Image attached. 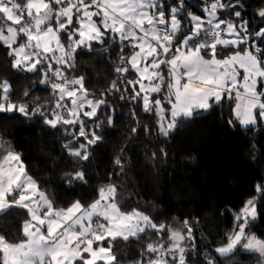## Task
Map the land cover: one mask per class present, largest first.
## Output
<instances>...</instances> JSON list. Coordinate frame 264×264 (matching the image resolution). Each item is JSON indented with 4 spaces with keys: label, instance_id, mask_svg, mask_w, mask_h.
Returning a JSON list of instances; mask_svg holds the SVG:
<instances>
[{
    "label": "snow or ice",
    "instance_id": "obj_1",
    "mask_svg": "<svg viewBox=\"0 0 264 264\" xmlns=\"http://www.w3.org/2000/svg\"><path fill=\"white\" fill-rule=\"evenodd\" d=\"M185 7V0H0V47L11 68L21 75H40L39 83L55 99V109L45 111L40 104L30 109L28 102L15 103L12 84L0 79V114L39 116L50 129H77H64L72 138L62 147L78 167L64 173L63 184L75 188L88 183L85 163L102 141L104 125L114 121L115 108L106 95L121 92V85L156 119L157 139L167 140L226 100L244 129L254 131L264 123V27L250 31L242 0H205L204 17L191 11L185 16ZM224 13L236 19H222ZM256 17L264 24V8ZM96 45L104 52L116 45L120 53L117 79L99 99L89 98L86 77L69 78L63 71L74 70L77 56L97 50ZM126 49L131 50L127 55ZM101 112L106 119H100ZM129 115L135 123L129 140L140 129L151 134L134 110ZM121 153L113 160L119 172L110 173V181L126 171L123 149ZM160 155L166 160L163 148ZM146 158L155 161L157 153ZM119 191V185L109 182L90 203L76 200L58 208L11 143L0 138V264H188L195 251L192 223H157L139 208L126 210ZM255 191L215 255H205L206 264L245 252L264 264V239L251 231L260 215L258 200L264 201V183L256 184ZM21 215L25 219L17 224Z\"/></svg>",
    "mask_w": 264,
    "mask_h": 264
},
{
    "label": "trees",
    "instance_id": "obj_2",
    "mask_svg": "<svg viewBox=\"0 0 264 264\" xmlns=\"http://www.w3.org/2000/svg\"><path fill=\"white\" fill-rule=\"evenodd\" d=\"M171 2L174 4L176 0ZM242 2L245 5L242 9L244 18L252 25L250 31L264 27L256 17L257 10L264 8V0ZM185 4V16L189 11L205 16V0H185ZM221 18L236 19L227 13ZM95 47L97 50L77 56V66L72 75L86 77L89 98L99 99L117 79L114 69L119 65L120 53L116 45L107 52L100 50V45ZM130 51L126 49L125 55ZM0 79H8L12 84L11 99L15 103L28 102L30 109L36 104L43 105L45 111L55 109L51 89L39 83L41 76L15 73L3 47H0ZM124 87L126 85H121V92L115 95H106L115 108L114 121L110 127L104 125L102 141L91 149L90 160L83 168L88 174L85 185L70 188L62 183L64 173L78 167L62 147L72 138L65 134L64 129L76 132L73 126L50 129L39 116L28 118L19 113L0 114V138L11 143L13 150L20 154L29 174L47 191L56 207H67L76 200L88 204L96 198L99 187L109 182L116 183L120 186L118 197L122 208H139L154 217L157 223L173 226L188 219L193 225L195 244L188 264H206L205 255H215L214 249L224 242L226 234L232 232L235 215L247 200L257 195L255 185L264 183V123L254 131L244 129L235 121L232 102L226 100L204 113L202 118L182 125L167 140L157 139L156 119L149 118L142 107L123 92ZM25 91L29 92L28 96L24 95ZM121 95L126 98L120 100ZM131 110L136 112L140 124L152 129L151 134L146 135L140 129L129 140L135 126L129 115ZM99 117L106 119L103 112ZM229 120L234 123L230 125ZM88 124H93V121ZM161 148L167 152L166 160L160 155ZM122 149L126 171L122 178L112 175L110 181L109 174L119 172L114 168L113 160L122 154ZM152 152L157 153L155 161L146 158ZM258 212L260 215L251 231L264 239V201L258 200ZM24 219L25 216L21 215L16 223ZM130 252L133 256L137 254L135 242ZM219 259L221 264H257L258 256L245 252L231 260Z\"/></svg>",
    "mask_w": 264,
    "mask_h": 264
},
{
    "label": "rangeland",
    "instance_id": "obj_3",
    "mask_svg": "<svg viewBox=\"0 0 264 264\" xmlns=\"http://www.w3.org/2000/svg\"><path fill=\"white\" fill-rule=\"evenodd\" d=\"M222 58V57H221ZM54 67H56V65H54ZM63 71L65 72V74L66 75H68L69 76V78H73V77H79V76H75V75H72V70H69V69H63ZM57 82H59V81H57ZM138 87V86H137ZM66 103H70L69 101H65ZM58 111H63L62 109H60V110H58ZM82 119H84V120H86L87 121V123H89L90 122V120H88L86 117H82ZM61 127H65V128H67V127H70L71 125H60Z\"/></svg>",
    "mask_w": 264,
    "mask_h": 264
}]
</instances>
